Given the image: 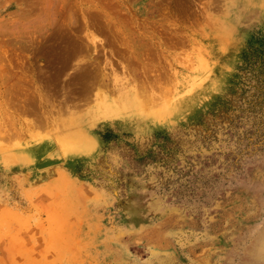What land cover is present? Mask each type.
<instances>
[{
	"label": "rangeland",
	"instance_id": "374dc122",
	"mask_svg": "<svg viewBox=\"0 0 264 264\" xmlns=\"http://www.w3.org/2000/svg\"><path fill=\"white\" fill-rule=\"evenodd\" d=\"M263 226L264 0H0V264H247Z\"/></svg>",
	"mask_w": 264,
	"mask_h": 264
},
{
	"label": "flooded vegetation",
	"instance_id": "af4514ba",
	"mask_svg": "<svg viewBox=\"0 0 264 264\" xmlns=\"http://www.w3.org/2000/svg\"><path fill=\"white\" fill-rule=\"evenodd\" d=\"M260 240L253 248V253L246 259L247 264H264V226L260 232Z\"/></svg>",
	"mask_w": 264,
	"mask_h": 264
},
{
	"label": "bare ground",
	"instance_id": "6f19581e",
	"mask_svg": "<svg viewBox=\"0 0 264 264\" xmlns=\"http://www.w3.org/2000/svg\"><path fill=\"white\" fill-rule=\"evenodd\" d=\"M149 113V112H148ZM82 148V149H81ZM69 149H71V148H69ZM78 149H80V150H87V149H89L86 145H82L80 148H78Z\"/></svg>",
	"mask_w": 264,
	"mask_h": 264
},
{
	"label": "trees",
	"instance_id": "16d2710c",
	"mask_svg": "<svg viewBox=\"0 0 264 264\" xmlns=\"http://www.w3.org/2000/svg\"><path fill=\"white\" fill-rule=\"evenodd\" d=\"M255 49V48H254ZM256 53V50L254 51Z\"/></svg>",
	"mask_w": 264,
	"mask_h": 264
}]
</instances>
